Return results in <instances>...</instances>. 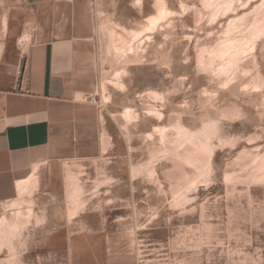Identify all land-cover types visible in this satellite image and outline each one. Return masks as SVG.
<instances>
[{"label": "rangeland", "instance_id": "rangeland-1", "mask_svg": "<svg viewBox=\"0 0 264 264\" xmlns=\"http://www.w3.org/2000/svg\"><path fill=\"white\" fill-rule=\"evenodd\" d=\"M91 13L102 154L80 194L123 216L152 264L169 247L179 264L188 250L195 264L264 258V0H91ZM32 197L0 206V264L43 261Z\"/></svg>", "mask_w": 264, "mask_h": 264}, {"label": "crops", "instance_id": "crops-1", "mask_svg": "<svg viewBox=\"0 0 264 264\" xmlns=\"http://www.w3.org/2000/svg\"><path fill=\"white\" fill-rule=\"evenodd\" d=\"M92 34L91 0H0V206L31 193L48 221L43 261L28 264H152L123 216L94 212L80 194L91 183L80 172L89 177L102 154L88 95ZM169 250L166 264H179ZM192 255L184 264H195Z\"/></svg>", "mask_w": 264, "mask_h": 264}]
</instances>
